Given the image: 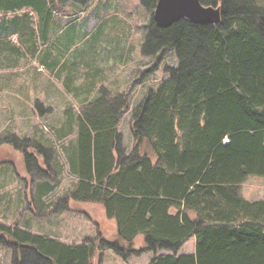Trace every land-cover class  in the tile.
<instances>
[{
  "label": "trees",
  "instance_id": "1",
  "mask_svg": "<svg viewBox=\"0 0 264 264\" xmlns=\"http://www.w3.org/2000/svg\"><path fill=\"white\" fill-rule=\"evenodd\" d=\"M66 2L89 0H0V15H12L0 17V33L19 34L36 56V37L46 39L56 3ZM140 3L154 11L157 0ZM200 3L220 8L218 24L181 19L159 28L151 16L145 26L142 53L159 59L174 50L179 66L165 67L167 77L133 110L131 152L117 131L125 101L103 99L76 117L68 159L75 187L54 208L68 210L69 200L96 204L115 223L116 239L99 232L89 243L67 245L0 222V249L12 251V264H91L104 250L123 259L153 252L148 264H264V200L239 194L250 176L264 177V2ZM29 10L38 16L36 29ZM7 141L16 149L27 143V167L38 166L26 150L29 140ZM143 143L155 161L140 152ZM55 188L36 185L43 204ZM139 234L145 246L135 250ZM193 238L194 253H179Z\"/></svg>",
  "mask_w": 264,
  "mask_h": 264
},
{
  "label": "rangeland",
  "instance_id": "2",
  "mask_svg": "<svg viewBox=\"0 0 264 264\" xmlns=\"http://www.w3.org/2000/svg\"><path fill=\"white\" fill-rule=\"evenodd\" d=\"M56 5L59 11L46 39L36 37V56L19 34L0 33V222L67 245L89 243L99 232L115 240L116 225L107 222L98 205L69 200L68 210L61 209V204L54 208L75 187L68 159L77 144L76 117L90 114L93 111L88 110L103 99L120 104L125 101L127 108L117 131L131 152L133 110L167 77L164 68H177L179 60L174 50L164 52L159 59L142 53L145 26L153 11L140 0ZM29 14L36 29L38 16L31 10ZM8 15L0 17H12ZM11 135L18 142L29 140L26 150L39 168L28 169L27 143L16 149L15 142L7 141ZM140 152L153 161L157 158L147 143ZM45 181L56 188L43 204L36 185ZM239 194L247 201L264 200V177L250 176L240 185ZM144 246V235H137L133 248ZM152 255L141 251L123 259L112 250H104L95 254L91 264H148ZM0 264H12L10 249H0Z\"/></svg>",
  "mask_w": 264,
  "mask_h": 264
},
{
  "label": "water",
  "instance_id": "3",
  "mask_svg": "<svg viewBox=\"0 0 264 264\" xmlns=\"http://www.w3.org/2000/svg\"><path fill=\"white\" fill-rule=\"evenodd\" d=\"M159 28H168L187 19L195 24H218L221 20L219 7L205 6L200 0H157L152 14Z\"/></svg>",
  "mask_w": 264,
  "mask_h": 264
},
{
  "label": "crops",
  "instance_id": "4",
  "mask_svg": "<svg viewBox=\"0 0 264 264\" xmlns=\"http://www.w3.org/2000/svg\"><path fill=\"white\" fill-rule=\"evenodd\" d=\"M195 251V239H190L187 241L179 250V253L181 254H192ZM153 256V255H152ZM151 256V257H152ZM150 257V258H151ZM150 260V259H149ZM149 262V261H148Z\"/></svg>",
  "mask_w": 264,
  "mask_h": 264
},
{
  "label": "built area",
  "instance_id": "5",
  "mask_svg": "<svg viewBox=\"0 0 264 264\" xmlns=\"http://www.w3.org/2000/svg\"><path fill=\"white\" fill-rule=\"evenodd\" d=\"M48 197H49V196H48ZM46 198H47V197H46ZM46 198H45V199H46Z\"/></svg>",
  "mask_w": 264,
  "mask_h": 264
}]
</instances>
